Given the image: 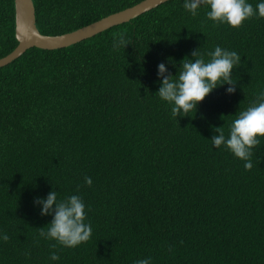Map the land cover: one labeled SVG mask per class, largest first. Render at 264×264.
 Returning a JSON list of instances; mask_svg holds the SVG:
<instances>
[{
	"label": "trees",
	"instance_id": "1",
	"mask_svg": "<svg viewBox=\"0 0 264 264\" xmlns=\"http://www.w3.org/2000/svg\"><path fill=\"white\" fill-rule=\"evenodd\" d=\"M32 1L37 29L59 35L142 0ZM184 2L65 47H29L0 66V235L9 236L0 264H264V137L250 171L211 141L218 127L227 139L264 92V18L235 29L209 20L207 5L193 16ZM121 33L129 43L114 49ZM17 43L14 0H0V57ZM216 46L241 56L235 93L218 86L195 113L174 118L158 94V65L178 76L193 50L208 62ZM50 191L82 198L88 242L40 237L53 216L34 201Z\"/></svg>",
	"mask_w": 264,
	"mask_h": 264
},
{
	"label": "clouds",
	"instance_id": "2",
	"mask_svg": "<svg viewBox=\"0 0 264 264\" xmlns=\"http://www.w3.org/2000/svg\"><path fill=\"white\" fill-rule=\"evenodd\" d=\"M201 5L210 7L207 18L219 25L227 23L235 29L242 27L243 23L254 17L264 18V2L253 6L247 0H185L184 8L193 16L198 14ZM124 34H120L118 41H114V49L128 44ZM210 57L205 62L198 49L193 50L191 57L195 59H183L180 70L175 76L169 73L165 63L158 65V77L162 78L161 87L158 89L159 97L172 105L171 113L174 118L189 116L197 110L201 103L213 89L228 84L227 93L236 91V83L233 79V70L241 65V56L235 51L222 49L216 46L215 50L207 53ZM174 77H176L174 79ZM217 135L211 138L216 148L226 146L235 157L245 161L244 168L250 171L253 168V149L259 146L260 138L264 137V92L260 93L258 100L246 110L239 112L236 119L230 125L229 137L226 139L221 127L215 129ZM85 184L91 186V177H85ZM35 204L41 205L40 214L52 215L47 230L40 228V237L47 240H55L57 244L75 248L91 239V225L85 223V204L78 195H71L64 200H57V193L50 191L46 198H36ZM4 242L9 240L5 233L0 235ZM182 243V241H181ZM57 244H51L55 249ZM169 251L172 247L169 246ZM50 259L59 260L57 252L50 253ZM151 258L140 259L135 264H150Z\"/></svg>",
	"mask_w": 264,
	"mask_h": 264
},
{
	"label": "water",
	"instance_id": "3",
	"mask_svg": "<svg viewBox=\"0 0 264 264\" xmlns=\"http://www.w3.org/2000/svg\"><path fill=\"white\" fill-rule=\"evenodd\" d=\"M165 1L167 0H142L133 6L112 13L71 32L59 35H47L42 34L37 29L33 1L14 0L15 38L18 43L11 52L0 57V66L9 63L29 47L56 49L68 46L91 37L108 27L128 21Z\"/></svg>",
	"mask_w": 264,
	"mask_h": 264
}]
</instances>
